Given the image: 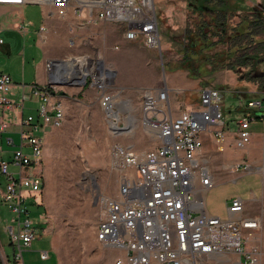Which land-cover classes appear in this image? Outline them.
Segmentation results:
<instances>
[{
    "label": "built area",
    "instance_id": "2783aa9c",
    "mask_svg": "<svg viewBox=\"0 0 264 264\" xmlns=\"http://www.w3.org/2000/svg\"><path fill=\"white\" fill-rule=\"evenodd\" d=\"M28 4L43 5L48 15L58 18H65L70 9L78 16L87 9L91 17L97 13L99 20L118 24L127 41L141 40L151 50L161 47L160 18L154 0H0V7L19 9ZM1 33L0 26L3 45L6 41ZM92 73L86 80L93 77L92 85L99 90L110 129L115 135L124 134L127 125L120 124L119 94L112 91L113 73ZM13 85L10 75L0 74V106L8 112L24 108L23 103L8 96ZM32 92L40 102L38 118L29 115L21 121L20 143L11 161L0 160V174L6 181L0 186L1 203L12 214L10 224L5 225L14 246L12 264H26L24 252L39 237L32 207L46 208V179L41 169L45 134L52 127H61L66 117L55 83L34 84ZM223 94L222 89L207 87L201 91L199 109L174 116L167 84L143 90V125L159 145L141 152L132 144L117 142L113 146L111 167L120 174L119 193L101 199L97 239L105 249L120 253L115 264L262 263L263 251L251 241L262 221L246 214L244 199L231 200L227 217L214 215L207 207V193L216 183L203 153L202 134L212 131L219 142L224 141L225 132L218 128L224 123ZM247 108L264 110V100L248 101ZM255 118L251 113L239 116L238 148L250 143V123ZM11 127L9 119L0 121V138ZM8 143L15 145L13 138ZM243 168L253 170L248 164ZM41 257L48 259V252L43 251ZM5 263L9 264L7 258Z\"/></svg>",
    "mask_w": 264,
    "mask_h": 264
},
{
    "label": "rangeland",
    "instance_id": "374dc122",
    "mask_svg": "<svg viewBox=\"0 0 264 264\" xmlns=\"http://www.w3.org/2000/svg\"><path fill=\"white\" fill-rule=\"evenodd\" d=\"M185 1L164 0V5L178 2L183 9L182 12H186ZM255 2L264 7V0H255ZM156 4L162 36L161 47L157 50L149 49L141 40L120 43L123 30L118 24L116 26L118 37H115L116 33H114L112 39L109 38L119 45L118 50H111L112 52L108 50V53H112V57L105 56L102 40L94 43V39H82L77 37L71 28L62 29L59 33L63 42L58 43L59 51L52 55L56 61L65 63L80 60L89 55L94 62L93 75L99 73V61H105L113 73L112 91L119 94L118 109L122 115L120 124L127 125L126 131H129H125L122 135H115L110 129L100 104L99 90L92 85L93 77H88L86 83L78 84L80 75L77 68L73 69L67 65L54 66V70L64 76L74 72L73 77L62 80L57 87L60 92H64L62 100L66 117L61 127H52L48 131L44 161L41 166L46 179L43 199L47 208V219L43 221V224L52 233L59 264H108L110 259H116L114 250L105 249L97 239V227L103 211L101 199L114 198L119 193L120 174L111 167L113 146L117 142L132 144L136 151L141 152L159 145L155 135L143 125L142 93L146 88L168 84L173 72L176 69H182L181 64L184 58L189 59V56H192L190 43L193 38L186 36L181 22L175 20V17L173 22L161 17L159 0H156ZM188 6L190 7L189 4ZM44 8L40 4L25 6L27 26L30 21V30L34 33L31 44L35 43L38 37L37 31L44 21ZM187 15L188 29H195L192 24L197 20L192 16L191 10ZM218 47L213 51H217ZM35 63L36 59H33L29 50V68L36 66ZM174 94L180 93L174 92ZM124 101L127 102L128 108L121 104ZM28 106L36 107L37 104L29 103ZM225 106L226 110L233 114L238 108L236 101L228 95L225 98ZM31 113L37 114V112ZM129 116L132 117V123L129 122ZM203 136H206V132H203ZM15 138L16 142L20 143L19 137L15 136ZM0 147L5 150L15 149L14 145L7 144L5 140L0 142ZM243 171L244 168L239 169V173ZM5 182V178L0 174V186H5ZM262 183L261 173L248 172L235 182L217 185L213 191L215 194L209 193L207 204L220 207L221 203L216 199L218 193L248 194ZM11 216L12 214L2 205L0 198V229L10 224ZM251 241L252 245H256L263 251L264 257L262 229L254 233Z\"/></svg>",
    "mask_w": 264,
    "mask_h": 264
},
{
    "label": "crops",
    "instance_id": "0c3cea01",
    "mask_svg": "<svg viewBox=\"0 0 264 264\" xmlns=\"http://www.w3.org/2000/svg\"><path fill=\"white\" fill-rule=\"evenodd\" d=\"M154 1L157 9L156 0ZM230 3L239 9L237 15L231 19V24L235 26L241 23L242 14L246 12V9L257 7L264 10V7L256 3L255 0H245V2L231 0ZM25 6L19 9L8 6L0 7L1 34L6 41L5 44H0V74H8L13 80L14 85L8 95L9 98L16 103L24 104L23 109H14L10 112L5 111L3 107L0 106V121L9 119L12 122V127L8 132L2 135L0 142L5 140L7 144H9V139L13 138L15 148L16 145H19V143L16 142L15 136H18L20 139L19 130L21 121L29 115H34L38 118L37 110L40 102L33 95L32 86L34 84L46 85L49 82H53L59 87V82L66 80L68 77L67 75L64 76L59 74L58 71L54 70L53 66V62L56 60L52 55L54 52L59 51L58 43L63 42V40H61V34H59L62 32V29L68 30V28H71L74 30L77 37L82 39H94V43H96L97 40H102L105 56L109 55L112 57V53H108V50L112 52L111 50L119 49V45L113 43L111 40L114 33H116L115 37H118L116 32L117 24L99 20L97 18V13H94V16L91 17L87 9L81 10L79 16L75 14L73 9H70L65 18H58L48 15L47 7H45L44 21L37 31L38 37L35 39V43L31 44L30 41L34 33L30 30V21H28L27 26ZM184 7L186 8V12H182L183 9L178 2L164 5V0H159V12L162 14L161 17L168 18L170 22H173V17H175V20L181 22V26L184 28L186 34L189 26L187 18L188 11L191 10L192 16L197 20L196 22L199 21V13L194 11L192 6H188L187 0L185 1ZM204 16L210 20L215 16V13L208 12ZM194 24H192L193 27L195 26ZM22 26L24 27L22 28ZM42 28L45 29L42 30ZM122 41H127L123 37V34L120 43H122ZM72 42L76 43L74 41ZM220 45L223 47L219 48L218 46ZM116 47L118 48L116 49ZM217 47V51H213ZM29 50L33 59H36V66L31 69L28 66ZM227 50L228 46L221 43L209 50L208 53L218 54ZM49 65H51V69H49ZM73 65L75 64H67V66L70 67ZM64 66L65 65L62 67ZM177 70L178 69L170 76L167 84L170 88V106L174 116H179L183 112L199 109L201 91L207 87L222 89L224 93V123L218 127L225 132L224 141L219 142L212 131H205L206 136L202 134V139L204 141L203 153L209 160L210 170L216 183L215 187L207 193V203L209 193H212V195L215 194L213 191L217 185H226L235 182L241 176L248 173L246 170H244L243 173H239V169L243 168L245 164L253 167V170L249 172H258L263 176L262 185L257 186L256 189L248 194L238 193L234 195L228 194L227 192L218 193L216 199L220 201L221 206L216 207L207 204L208 210L214 215L227 217L228 205L231 200L236 197H241L245 201L246 214L261 218L262 223L260 229H262L264 234V119H262L264 116L260 115L264 110H249L247 108L248 101L264 100V58L262 57L248 66H241L236 69L220 68L212 74L201 77H192L188 70ZM174 92H179L180 94L176 95ZM63 93L59 91L61 98L63 97ZM227 95L233 98L237 103L238 108L234 114L226 110L225 98ZM29 103L37 104V106L29 107ZM28 111H30V113L27 114ZM31 112H37V114L35 115ZM244 113L254 114L256 118L250 123V143L245 148L240 149L236 146L238 131L237 120L239 116ZM48 131L45 135H47ZM13 151V148L5 150L0 147V160L11 161ZM237 166L241 167L237 168ZM12 170H16V168L13 167ZM46 209L45 207L39 206L32 207L33 215L36 218V224L39 229V237L34 244L24 252L26 264H47L43 263L46 261H51L52 263L50 264H59L54 249L52 233L48 230V227L43 224V221L47 219ZM13 251L14 246L11 245L4 226V228L0 229V264H6V258L9 260V264H12ZM43 251L48 252V259H42L41 253ZM114 252L116 257L119 256L118 254L120 253ZM108 264H115V259H110ZM261 264H264V259H262Z\"/></svg>",
    "mask_w": 264,
    "mask_h": 264
},
{
    "label": "trees",
    "instance_id": "16d2710c",
    "mask_svg": "<svg viewBox=\"0 0 264 264\" xmlns=\"http://www.w3.org/2000/svg\"><path fill=\"white\" fill-rule=\"evenodd\" d=\"M187 1L199 13L195 29L186 31V36L193 38L190 43L192 56L185 57L181 64V68L188 70L192 77L206 76L220 68L248 66L264 58V10L257 7L246 9L241 23L235 26L231 19L239 9L230 3L231 0ZM208 12L215 13L210 20L204 16ZM221 43L228 46L227 51L214 55L208 53Z\"/></svg>",
    "mask_w": 264,
    "mask_h": 264
},
{
    "label": "bare ground",
    "instance_id": "6f19581e",
    "mask_svg": "<svg viewBox=\"0 0 264 264\" xmlns=\"http://www.w3.org/2000/svg\"><path fill=\"white\" fill-rule=\"evenodd\" d=\"M93 58H89V57H86V58H82L80 60H76L75 62L74 61H70V62H63V61H58L56 62L55 65H60V66H63V65H67V64H75L73 65L71 68L73 69H76L78 70V74L80 75V81L77 82L78 84H82V83H85V80L87 78L88 75H90L93 71ZM105 63L104 60H100L99 61V73L100 74H112L111 70L107 67V65ZM74 76V72H72L71 74L68 75V77L66 79H69L71 77ZM122 105H124L125 107L128 108V104L126 101H124L123 103H121ZM118 105V103H117ZM130 111V110H129ZM128 119L130 120L129 122L132 123V117H128ZM113 131V129H112ZM114 132V131H113ZM126 132H129V131H126ZM125 133V131H124Z\"/></svg>",
    "mask_w": 264,
    "mask_h": 264
},
{
    "label": "water",
    "instance_id": "95a60500",
    "mask_svg": "<svg viewBox=\"0 0 264 264\" xmlns=\"http://www.w3.org/2000/svg\"><path fill=\"white\" fill-rule=\"evenodd\" d=\"M56 62H58V61L53 62V64H54L53 66H55ZM260 115L263 116L264 112H261Z\"/></svg>",
    "mask_w": 264,
    "mask_h": 264
}]
</instances>
